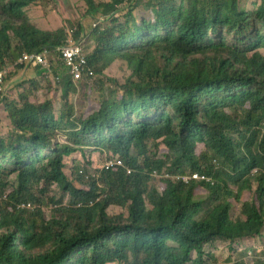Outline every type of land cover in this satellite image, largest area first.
<instances>
[{
    "label": "trees",
    "instance_id": "trees-1",
    "mask_svg": "<svg viewBox=\"0 0 264 264\" xmlns=\"http://www.w3.org/2000/svg\"><path fill=\"white\" fill-rule=\"evenodd\" d=\"M42 1L0 0V67L88 33L95 79L50 61L40 73L60 77L61 109L28 88L1 102L0 264H246L256 241L264 256V0H79L87 30L37 28L27 9ZM113 65L126 75L107 87ZM92 87L100 103L75 118L69 96ZM85 149L131 174L90 176L88 161L67 174ZM187 173L215 185L170 178Z\"/></svg>",
    "mask_w": 264,
    "mask_h": 264
},
{
    "label": "rangeland",
    "instance_id": "rangeland-1",
    "mask_svg": "<svg viewBox=\"0 0 264 264\" xmlns=\"http://www.w3.org/2000/svg\"><path fill=\"white\" fill-rule=\"evenodd\" d=\"M102 1V0H101ZM105 2L107 0H104ZM258 0H245L244 5L247 7L248 10H252L254 5ZM80 6L79 0H67V2H59L57 4H53L49 0H44L36 6L29 7L27 9V14L31 18L33 24L39 28L44 30H55L58 27H61V22L64 18L69 19L71 21H79L82 23L84 30L89 29L92 21H87L82 17L77 18L74 8ZM80 9V8H79ZM81 20V21H80ZM76 22V23H77ZM69 27H66L67 29ZM83 34L81 33V36ZM87 49L89 52L91 49V45L88 43V40L84 43V49ZM85 51V50H84ZM85 53H87L85 51ZM55 60L52 58L51 62L53 63ZM44 68H23L20 70H13L11 74V78L7 81L6 85V95L8 100L6 102L9 103L11 101L16 102L17 96L20 92L25 89H31L33 91V97L31 98L32 101H43V100H50L52 101L54 107L56 109H61L62 100H61V88L58 84L53 82L54 75L47 71L45 74H41ZM118 66L113 65L108 70V73L103 75V81L107 85L110 86L108 82V77H117L118 79H122L126 73L122 71V74H118ZM10 76V75H9ZM95 77L93 78V80ZM27 81H37L32 84H27ZM20 83V84H19ZM19 84V85H18ZM96 85V84H95ZM97 87V85H96ZM98 88V87H97ZM101 93L95 90V87H92L88 96L82 95L79 88L76 90L74 94H71L68 98V102L71 106L75 108V118L80 117L81 114L87 112L90 108H94L100 103L101 100ZM4 105H0V133L4 134L7 133L6 131L9 130L10 126L7 120V112H3ZM58 143H64L63 137L60 135L56 138ZM85 155H81L80 153L73 154L66 159V168L65 172L68 174L71 169L74 167L80 168L83 164L88 161L91 164V167L87 171L90 176L94 175L99 171L105 161L104 157L98 158L92 154L91 149H85ZM72 159V160H71ZM236 190V187H232ZM56 187H52L51 192L55 193ZM248 196V193H244L243 200L240 201L242 203ZM108 212L110 214H115L119 212L118 209L110 207ZM46 219H49L51 214L49 209L45 212ZM256 252V250H255ZM261 255V253H260ZM262 256V255H261ZM253 263V262H251ZM256 263V262H254ZM253 263V264H254ZM248 264H250L248 262Z\"/></svg>",
    "mask_w": 264,
    "mask_h": 264
},
{
    "label": "built area",
    "instance_id": "built-area-1",
    "mask_svg": "<svg viewBox=\"0 0 264 264\" xmlns=\"http://www.w3.org/2000/svg\"><path fill=\"white\" fill-rule=\"evenodd\" d=\"M128 2L130 0H124ZM96 27V24L92 25V28ZM87 35L83 33L81 38L74 41L71 38H67L64 45L61 47H57L55 49H44L39 53L34 54H23L16 62L12 65L0 67V102L3 100L5 96V88L3 85V81L5 77L10 73V71L16 67L25 65L28 67H41L47 63L48 58L57 57L62 65L68 70L71 79L73 82H77L82 80L83 78H92L94 77V72L87 67L85 52L83 49V45L85 43V39ZM55 81H59V77L54 78ZM111 167H122V163L119 160H113L105 163V168L109 169ZM127 173H130V170H127ZM154 177H165L168 178V175L158 174L155 172L153 174ZM177 180H182L185 183H189L190 181H205L212 182V179L206 177L204 175L193 174L188 176H177ZM248 258H253V253H248Z\"/></svg>",
    "mask_w": 264,
    "mask_h": 264
},
{
    "label": "clouds",
    "instance_id": "clouds-1",
    "mask_svg": "<svg viewBox=\"0 0 264 264\" xmlns=\"http://www.w3.org/2000/svg\"><path fill=\"white\" fill-rule=\"evenodd\" d=\"M97 26V25H96ZM92 27V26H91ZM93 29V28H92ZM85 35H87V38L85 39V41L86 40H88V36H89V34L88 33H84ZM81 38V37H80ZM66 40H67V38H66ZM65 40V41H66ZM75 41V40H74ZM64 45V44H63ZM63 45H61V46H63ZM61 46H58V47H61ZM57 48V47H56ZM83 49H84V45H83ZM87 53H88V51H87V49L85 48L84 49ZM84 51V52H85ZM41 52V51H40ZM87 53H85V57H86V55H87ZM24 54H28V53H24ZM30 54H32V53H30ZM23 55V54H22ZM21 55V56H22ZM20 56V57H21ZM19 57V58H20ZM18 58V59H19ZM17 59V60H18ZM54 60H59L57 57H55V58H53ZM16 60V61H17ZM50 61H51V58H48V60H47V63L44 65V66H41L42 68H45V67H49V64H50ZM60 61V60H59ZM86 63H87V60H86ZM62 64V63H61ZM63 66V65H62ZM19 67H27V68H32V67H28V66H25V65H21V66H16V67H14L11 71H10V73L13 71V70H17ZM64 67V66H63ZM88 67V66H87ZM35 68H38V67H34L33 69H35ZM65 68V67H64ZM89 68V67H88ZM66 69V68H65ZM91 69V68H90ZM92 70V69H91ZM67 72H68V70H67ZM68 74H69V72H68ZM69 76H70V74H69ZM55 77H59L57 74L56 75H54V77H53V82L54 83H58L59 81H60V77H59V81L57 82V81H55ZM95 77V76H94ZM70 78H71V76H70ZM93 78V77H92ZM84 79V78H83ZM82 79V80H83ZM72 80V79H71ZM81 81V80H80ZM73 82V81H72ZM79 81H77V82H73V83H78ZM3 85H4V88H5V96H4V98H3V100L7 97V95H6V85L7 84H5L4 83V81H3ZM2 100V101H3ZM1 101V102H2ZM1 102H0V104H1ZM113 160H119V161H121L120 159H118V158H111V159H106L105 161H104V164L102 165V167H101V169H104V170H109V169H111V168H120V169H123L124 171H125V173L127 174V175H129V174H131V172H132V170L131 169H129L128 167H126L125 165H124V163L121 161V163H122V167H111V168H109V169H106L105 168V163L106 162H110V161H113ZM127 170H130V173L128 174L127 173ZM155 173V172H154ZM153 173V174H154ZM257 173V170H254L253 171V174H256ZM78 174H80V175H83V171L82 170H80L79 172H78ZM153 174H152V177H154L153 176ZM158 174H163V173H158ZM193 174H199V173H187V174H185V175H175V176H171L170 178L171 179H173V180H175V181H181V182H183L182 180H177L176 179V177L177 176H180V177H182V176H188V175H193ZM199 175H204V174H199ZM92 176H94V175H92ZM204 176H206V177H209V178H211L212 179V182H213V184L211 183V182H205V181H190L189 183H185V182H183L184 184H186V185H188V184H190V183H206V184H208V185H210V186H214L215 185V180H214V178L212 177V176H207V175H204ZM154 178H157V179H159V178H163V177H154ZM22 209H29V207H28V205H27V207H22ZM262 247H260V248H258L257 250H256V252H255V250H252V249H249V251L247 252V255L242 259V261L243 262H245L246 264H248V262L250 263V264H252L251 262H253V261H256V260H259V261H264V256H261L262 255ZM249 252H252L253 253V258L252 259H249L248 258V253ZM260 253H261V255H260Z\"/></svg>",
    "mask_w": 264,
    "mask_h": 264
},
{
    "label": "crops",
    "instance_id": "crops-1",
    "mask_svg": "<svg viewBox=\"0 0 264 264\" xmlns=\"http://www.w3.org/2000/svg\"><path fill=\"white\" fill-rule=\"evenodd\" d=\"M262 243L260 242V241H256L255 243H254V246H256L257 248H260V247H262V246H260Z\"/></svg>",
    "mask_w": 264,
    "mask_h": 264
}]
</instances>
